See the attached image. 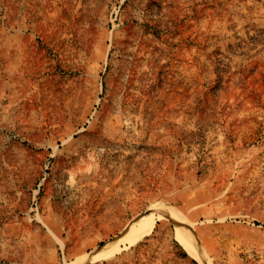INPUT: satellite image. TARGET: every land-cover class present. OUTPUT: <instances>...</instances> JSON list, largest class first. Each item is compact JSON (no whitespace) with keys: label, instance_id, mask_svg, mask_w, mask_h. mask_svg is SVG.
Instances as JSON below:
<instances>
[{"label":"rangeland","instance_id":"obj_1","mask_svg":"<svg viewBox=\"0 0 264 264\" xmlns=\"http://www.w3.org/2000/svg\"><path fill=\"white\" fill-rule=\"evenodd\" d=\"M159 203L211 264H264V0H0V264ZM88 264L201 262L162 219Z\"/></svg>","mask_w":264,"mask_h":264},{"label":"bare ground","instance_id":"obj_2","mask_svg":"<svg viewBox=\"0 0 264 264\" xmlns=\"http://www.w3.org/2000/svg\"><path fill=\"white\" fill-rule=\"evenodd\" d=\"M162 219L171 220L178 241L191 255L199 259L201 264H211L183 214L163 203L155 204L146 215L133 219L116 240L101 245L95 251L76 256L72 261L63 262L62 264H88L108 258L120 249L134 245L148 236L153 231L156 220Z\"/></svg>","mask_w":264,"mask_h":264}]
</instances>
